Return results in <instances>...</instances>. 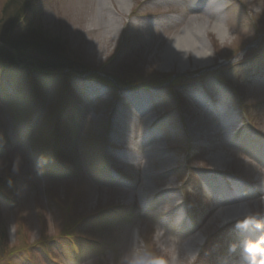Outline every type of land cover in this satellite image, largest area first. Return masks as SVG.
<instances>
[{
  "label": "rangeland",
  "instance_id": "1",
  "mask_svg": "<svg viewBox=\"0 0 264 264\" xmlns=\"http://www.w3.org/2000/svg\"><path fill=\"white\" fill-rule=\"evenodd\" d=\"M206 1L131 0L126 12L116 0L12 1L29 2L25 23L33 18L88 71L11 67L0 81V237L9 249L0 264H193L227 211L264 212V0ZM110 9L117 24L108 28ZM149 12L169 14L154 24L141 18ZM216 16L224 39L207 27ZM199 23L210 64L192 52L184 68L169 63L168 46ZM138 83L155 88L142 113L121 88ZM162 155L174 158L169 168ZM221 171L254 188L227 198L212 188ZM227 235L216 251L204 246L201 264H249L247 244L264 247L252 221Z\"/></svg>",
  "mask_w": 264,
  "mask_h": 264
},
{
  "label": "trees",
  "instance_id": "2",
  "mask_svg": "<svg viewBox=\"0 0 264 264\" xmlns=\"http://www.w3.org/2000/svg\"><path fill=\"white\" fill-rule=\"evenodd\" d=\"M12 1L7 2L5 15L0 18V62L54 71L83 68L60 40L25 23L23 9L29 2ZM9 9L11 11L7 12ZM6 241L4 235L0 237V255L8 248L4 246Z\"/></svg>",
  "mask_w": 264,
  "mask_h": 264
},
{
  "label": "bare ground",
  "instance_id": "3",
  "mask_svg": "<svg viewBox=\"0 0 264 264\" xmlns=\"http://www.w3.org/2000/svg\"><path fill=\"white\" fill-rule=\"evenodd\" d=\"M105 2H109V1H105ZM116 2L119 4L120 8L125 12L129 9V6L131 4V0H116ZM106 6H108V3L106 4ZM215 12L216 15H218L219 9L217 8ZM107 16L108 19L106 21V25L108 28L111 26V24L114 25L115 23L117 24V17L111 9L107 12ZM151 22L155 24L154 20H152ZM207 27L209 29L218 32L219 36L222 39H224L227 34L224 23L221 19H219V16L215 17L214 22L209 23V25L207 24ZM204 29H205V24L203 25L200 23L196 26V29H194V27H188L187 29H185V31L182 33L183 35L178 36L174 41H172L171 44L168 46V50L166 51V53H164V57H167L168 62L171 63L173 62L174 59H176L179 61V65L182 68H184L188 65L186 58L187 54L192 52L194 55V62L197 63L199 66L210 64L211 62L210 50L208 49V47L204 45V43L199 41V39L202 40L201 34ZM108 34L109 33H107V35ZM231 124L232 122H225L222 125V128L226 129ZM161 161L165 162L163 166L166 169L169 168L171 166V163L174 162V158H172V156L170 155H162ZM221 167L222 166H220L219 168ZM150 176H151V172H146V178L149 179ZM147 186H149L148 183ZM246 214H250L249 212H247V208L245 206L240 205L233 210L227 211L226 215L224 216V222H227L229 220H232L240 216H244ZM192 245L193 244L190 243L189 245L187 244L186 246L187 252L191 253ZM196 252L197 250H195L194 253Z\"/></svg>",
  "mask_w": 264,
  "mask_h": 264
},
{
  "label": "clouds",
  "instance_id": "4",
  "mask_svg": "<svg viewBox=\"0 0 264 264\" xmlns=\"http://www.w3.org/2000/svg\"><path fill=\"white\" fill-rule=\"evenodd\" d=\"M257 227H259V225H257ZM261 243H264V240H262ZM245 251L249 254L247 256L249 264H264V247H260L257 243H249ZM257 255H259V259H257ZM148 264H160V262H148Z\"/></svg>",
  "mask_w": 264,
  "mask_h": 264
}]
</instances>
